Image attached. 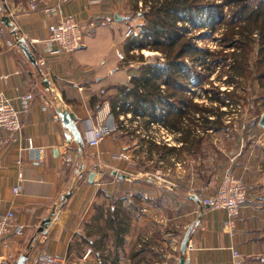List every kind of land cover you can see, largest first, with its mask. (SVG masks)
Returning <instances> with one entry per match:
<instances>
[{"label": "crops", "instance_id": "0c3cea01", "mask_svg": "<svg viewBox=\"0 0 264 264\" xmlns=\"http://www.w3.org/2000/svg\"><path fill=\"white\" fill-rule=\"evenodd\" d=\"M90 1L0 0V16L13 23L2 24L9 36L0 47V92L13 99L34 94L16 139L8 141L0 129V210L15 213L0 241V262L45 252L64 264H179L182 256L186 264H235L237 252L242 264H264V143L236 142L234 152L227 151L212 135H200L192 117L157 115L156 122L176 131L166 142L149 117L113 113L136 73L117 53L126 48V28L145 23L133 12L142 0ZM32 2L38 10L29 9ZM69 14L85 28L72 54L49 40L50 24ZM63 112L75 115L82 146L68 140ZM99 124L113 131L90 148L87 140ZM231 167L247 187V200L229 225L226 211L203 206L197 193H213Z\"/></svg>", "mask_w": 264, "mask_h": 264}, {"label": "trees", "instance_id": "16d2710c", "mask_svg": "<svg viewBox=\"0 0 264 264\" xmlns=\"http://www.w3.org/2000/svg\"><path fill=\"white\" fill-rule=\"evenodd\" d=\"M142 1L147 9L144 12L146 21L142 26L143 38L139 45L142 48L143 41L148 40L154 50L164 55L165 61L147 63L140 55L138 59L144 63L132 75L130 85L122 88V98L120 101L117 99L112 112L118 115L131 112L134 117H149L152 122H156L153 117L157 115L191 118L193 112H199L202 114H198L200 120L191 118L196 121L197 131L200 130L204 135H208L209 130L221 131L224 128V113L219 110L226 104V99L220 97L223 92L214 86L204 89L207 96L212 93L208 100L214 102L216 107L204 105L205 102L189 101L185 81L193 80V83H196L194 79L198 77V84H201L202 79L207 77L202 71H198L195 65H188L186 59L193 57L200 67L208 64L213 70L218 69L220 77L229 73L226 81L228 88L224 95L235 104L245 98L237 95V85L233 81L258 74L257 80L262 81L264 85V0H222L219 3H203V0ZM201 16H204V20L200 22ZM188 26L192 29L206 27L214 32L222 27L225 33L219 42L229 44L228 49L231 51L227 53L223 52L224 50L199 47L194 39L189 37ZM253 43L257 45V49L252 51L257 58L254 63L251 62V54L247 51L252 49ZM190 76L193 79L184 78ZM259 96L258 100L264 99V95ZM126 105H129V108ZM212 114L214 116H211ZM162 123L176 132L165 121Z\"/></svg>", "mask_w": 264, "mask_h": 264}, {"label": "rangeland", "instance_id": "374dc122", "mask_svg": "<svg viewBox=\"0 0 264 264\" xmlns=\"http://www.w3.org/2000/svg\"><path fill=\"white\" fill-rule=\"evenodd\" d=\"M207 1H209L210 3H214V2L219 3L222 0H203V3H207ZM141 4L142 5H140V7L138 5V8H136V6L135 7L133 6V12L135 16L139 13L144 18L145 17L144 12L146 11L147 8H145V6L143 5V1ZM203 20H204V16H201L199 21L201 22ZM79 24L81 26V29L84 30L85 29L84 26L80 22ZM144 24L145 23H133V26H129L128 28H126V31L124 33V42H125L126 48L125 50L118 51L125 55V60H121L118 57L120 60V63H122L121 64L122 66H125L127 68H131V67L139 68L144 63L143 61H141V59H138V57L142 55L143 53V52L141 53V45H139V41L142 40L140 35L143 36L142 26ZM3 26L1 29L2 38L6 39L7 36H9V33L5 32L6 28ZM188 28L190 31L189 37H192L194 39V42L199 47H203L206 49H214V50H219V51L224 50L223 52H227V53L231 51L228 49L229 44L219 42L220 39L222 40L223 33H225V30L222 27L217 28L216 32L211 31L209 28H206V27H203L201 29H192L190 26H188ZM130 30L132 31V34L128 36V32ZM14 31H15L16 36H18L19 35L18 30L15 28ZM82 40H84V36ZM21 44L25 45V43H22V42L18 43L20 48H21ZM82 44H83V41H82ZM135 44L138 45L135 48L136 50L132 49L131 47L132 45H135ZM144 45L146 46L145 47L146 52L153 51V53L152 55H149V57L147 58H145V56L142 55L144 57L143 60H147L148 62L149 61L157 62L158 60L164 59L163 57L164 55L160 51L154 50L151 47V44L149 42L143 41V46ZM251 47L252 49L251 50L247 49V51L249 55L251 54V58H250L251 62L254 63L257 60V58H255V53L252 51L257 49L256 43H253ZM132 51H133V54H131ZM72 53H69V54H72ZM246 57L248 56L246 55ZM31 58L33 59V61H36L33 53H31ZM186 63L188 65L190 64L191 67L195 65L196 69L198 71H202L203 75L207 77L205 79H202L201 84H198L199 83L198 77L194 79L195 81H197L196 82L197 84L193 83L194 82L193 80L185 81L187 83L186 84L187 87L185 88L186 96L189 99V101H192L193 103L205 102L204 105H207L210 107H213V106L216 107V104L214 102L212 103L211 101L208 100V97H210L212 93L209 96H207V93L204 92V89H210L213 86L218 87L219 90L223 92L220 94V97L226 99L225 101L226 104L222 106V109L219 110V112L221 111L224 113V115H222L223 121H224L223 122L224 128L221 129V134L217 133V131H212V130L207 131V133H209V135H212V137H214V140H218L220 145H222V147H224L227 151L234 152L233 149L237 148L238 146L236 142H240L239 147L249 146L250 143L251 145L254 144V146L257 145L258 147H261V143H264V128H260L258 126V123L260 122L262 115H264V99L258 100V98L260 97L259 95L261 94L264 95V85L262 81L257 80V78H259L258 74L251 75L250 77H241L239 80L233 81L237 85V89H238L237 95L239 96L241 95L242 98H245L238 104H235L227 96L225 97L224 95V91L227 90L228 88V84L226 83V81H228L229 73L223 74L222 77H220L221 73H219L218 69L213 70V68L211 66H208V64L200 67L199 62L198 64L195 63V59L193 57L186 59ZM252 70L254 72V69ZM184 78H187V80L193 79L192 76L184 77ZM131 79H132V76L130 78V82H131ZM45 90L49 91V88H46ZM198 114L202 116V114L199 112H195V113L193 112L191 114L192 115L191 117H195V118H198V120H200V118L198 117ZM211 116H214V115L212 114ZM201 121H202V118H201ZM197 132L200 135H204V133L201 132L200 130H198ZM66 158L67 156L65 157V161H66ZM120 158L125 161L130 159L126 154H121ZM231 168H228V169H231ZM231 170L234 172L233 168ZM106 178L110 180L111 174L107 172Z\"/></svg>", "mask_w": 264, "mask_h": 264}, {"label": "built area", "instance_id": "2783aa9c", "mask_svg": "<svg viewBox=\"0 0 264 264\" xmlns=\"http://www.w3.org/2000/svg\"><path fill=\"white\" fill-rule=\"evenodd\" d=\"M90 4H97L96 0H91ZM142 5V4H140ZM31 11H36L39 9V5L32 2L29 5ZM180 23V22H179ZM50 37L49 40L56 47L60 53H72L79 49L82 45V39L84 36V30L81 29L78 19L74 15H64L61 16L57 21L53 22L49 26ZM132 34L130 30L128 36ZM141 39L143 38L140 35ZM148 42V40H146ZM3 45L2 31L0 29V47ZM138 45H132V49H135ZM146 47V46H145ZM145 47L141 48V53L145 58L152 55L153 51L146 52ZM136 50V49H135ZM146 52V53H145ZM133 54V51L131 52ZM118 57L121 60H125V55L118 52ZM163 62L164 59L159 60ZM156 62V61H155ZM147 63H152L148 62ZM131 78V76H130ZM34 99V94L28 92L16 99L7 97L4 93L0 92V129L6 132L8 135V141H14L16 136L21 132L23 126V118L28 115L30 111V103ZM129 108V105H126ZM119 110V108H118ZM131 112L120 114L121 118L131 117L140 118V116H131ZM152 126L160 127L161 133L158 136L162 141L172 142L175 132L167 129L162 122H152ZM113 128H107L102 124L96 126L91 137L87 140V144L90 148H95L99 146L104 140L108 133L112 132ZM27 148L28 150L34 149L33 140L27 138ZM40 161V156L37 157ZM66 162H72L71 156H67ZM13 191L15 193L20 192V187H14ZM196 195L195 193H193ZM201 197V203L203 206L210 209H224L227 213L229 219V225H232L235 220L240 215L241 207L245 204L247 200V187L245 183L238 178L231 169H227L216 187L213 193H210L206 188H202L199 193ZM15 218V213L12 210L1 211L0 210V241L8 235L13 227V221ZM19 227L15 233L18 235L20 231ZM234 263L242 264L240 255L237 252H233ZM0 264H9V262L4 259ZM23 264H64L59 258L50 255L45 252L26 254V260Z\"/></svg>", "mask_w": 264, "mask_h": 264}, {"label": "water", "instance_id": "95a60500", "mask_svg": "<svg viewBox=\"0 0 264 264\" xmlns=\"http://www.w3.org/2000/svg\"><path fill=\"white\" fill-rule=\"evenodd\" d=\"M0 21H1L0 24H3L9 28H12L13 26L12 21H10V18L6 15L0 16ZM12 33L15 34V31H12ZM23 51L31 58L30 54L27 52L25 48L23 49ZM61 117H62L63 125L68 131L67 134L68 140L70 141L73 138L80 146H82L84 140L79 127L75 124L76 121L75 115L73 113L63 112L61 113ZM259 125L261 127H264V115H262ZM91 177L93 178V175H91ZM187 243H188V234L182 243L181 250L183 254L186 251ZM25 260H26V255H21V257L12 264H23ZM179 264H186V258L184 256L181 257Z\"/></svg>", "mask_w": 264, "mask_h": 264}]
</instances>
